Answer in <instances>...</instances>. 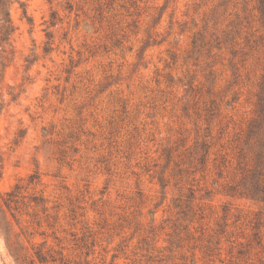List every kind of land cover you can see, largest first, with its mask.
<instances>
[{
  "label": "rangeland",
  "instance_id": "rangeland-1",
  "mask_svg": "<svg viewBox=\"0 0 264 264\" xmlns=\"http://www.w3.org/2000/svg\"><path fill=\"white\" fill-rule=\"evenodd\" d=\"M6 1L0 264H264L259 0Z\"/></svg>",
  "mask_w": 264,
  "mask_h": 264
},
{
  "label": "trees",
  "instance_id": "trees-1",
  "mask_svg": "<svg viewBox=\"0 0 264 264\" xmlns=\"http://www.w3.org/2000/svg\"><path fill=\"white\" fill-rule=\"evenodd\" d=\"M259 6L261 11L264 15V0H259ZM0 9L3 11V17L1 18V34H0V41L6 42L8 39L11 31L13 30V26L9 17V12L7 9V1L6 0H0ZM5 49L2 47L0 48V77L2 76L3 70L7 65L6 62V56H4L3 52ZM256 169H254L255 171ZM252 173V181H253V188L256 191L259 187V177L257 176V173ZM38 180V172L34 171L32 174L29 175L27 179L26 185H21L20 183H16L12 190L5 193V196H1V204H0V213L3 212L1 209L2 206H4L7 210L13 211L17 210L20 207V204H24L26 206H29L31 203H33L34 206L43 205L45 202V198L42 195H31L29 197V200L24 203L23 199L21 198V191L24 187H27V185H31L36 183ZM45 209V206L43 207ZM12 216L14 215V212H12ZM38 258L41 261L45 260L44 255L41 253H37Z\"/></svg>",
  "mask_w": 264,
  "mask_h": 264
}]
</instances>
